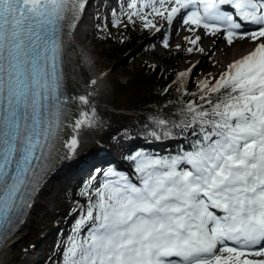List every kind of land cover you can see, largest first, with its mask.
I'll use <instances>...</instances> for the list:
<instances>
[{
	"label": "snow or ice",
	"instance_id": "obj_1",
	"mask_svg": "<svg viewBox=\"0 0 264 264\" xmlns=\"http://www.w3.org/2000/svg\"><path fill=\"white\" fill-rule=\"evenodd\" d=\"M88 3L0 0V247L56 164L75 157L79 130L94 124V110L72 111L73 101L89 105L88 96L65 91V37ZM127 7L131 24L158 32L156 18L180 19L189 33H220L230 46L248 38L252 50L200 81L181 122L151 118L163 135L179 129L188 147L164 156L136 151L126 158L131 174L96 170L104 179L84 193L61 264H264V0ZM247 24L256 27L241 31ZM185 39L195 46L201 36Z\"/></svg>",
	"mask_w": 264,
	"mask_h": 264
},
{
	"label": "rangeland",
	"instance_id": "obj_2",
	"mask_svg": "<svg viewBox=\"0 0 264 264\" xmlns=\"http://www.w3.org/2000/svg\"><path fill=\"white\" fill-rule=\"evenodd\" d=\"M122 3H118L113 1L111 7H103L99 5V0H92L90 4V8L92 11H90V14L88 16V22H89V30H91V36L95 37V42L91 44L90 48H96L98 51L101 50L100 56H97L98 58L101 57L103 61V66H101V71L106 74V82H107V91L105 95V101L110 103L109 106L105 109V117H104V123L103 120L99 126V129L97 131V136L93 135L90 137V140L87 144V147L90 146L92 143H95V139H98L101 132L106 129V115L111 112L118 109V107L115 105V99L113 96V88L117 81L125 80L129 77L127 74V70H134L135 66L138 64L143 63L144 61H151V63H158L162 62L163 56L169 55L170 53L173 54L177 51L178 47L180 46H186L187 48L193 47L194 50L190 56H185L181 59L178 65V70L180 72L187 71L194 65H200L204 61H208L210 66L207 68V70H213L214 72H223L227 65L232 63L233 61L240 59L242 56H240V53L237 55H234L230 62L224 63L223 56L222 55H211L209 53V50L211 47H213L217 43H221L223 47H226L228 50L233 49L236 43H244L241 52L245 53V51L248 50L246 55L252 50V44L250 43L248 38H245L243 40H235L233 45H228L227 41L221 38V34L217 33V35H205V32L203 29L198 30L196 33H189L185 27V31L182 36H176L175 34V28L178 27L173 21L172 24H167L160 18H156L153 22L156 23L160 27V31H153V29L150 31L151 27L144 28L143 22L137 20L135 24H131L128 22L127 17L125 13L129 12L130 9H128L127 5L129 3V0H123ZM100 8L102 10H100ZM94 11V13H93ZM147 11V10H145ZM113 18L116 19V21H122L123 23H120L119 26H114L115 22H113ZM151 19V17H149ZM86 22V25L87 23ZM127 25L125 27L124 25ZM176 25V27H175ZM106 28L109 31L110 36L112 37V40L115 43L121 44L124 39L127 36V32H130L132 30L137 29H144L145 33L148 35L147 40L145 39L142 45L143 54L139 55L138 57L134 58L131 61V57H128L127 59L113 63L111 58L108 55V51L106 46L101 40V30L103 28ZM153 31V32H152ZM140 32V31H139ZM200 35L201 40L197 42L195 46L191 45L185 37H191L195 38V35ZM176 36V37H175ZM203 39H205L203 41ZM167 41L168 47H164V42ZM196 48H203V52L196 51ZM98 55L97 53L94 54V56ZM175 59V58H174ZM130 61V62H129ZM167 70H173L174 69V63H167L162 62ZM133 134V133H132ZM113 135V133H112ZM129 135H125L129 137ZM118 139H123L122 136H119ZM175 139V138H174ZM167 141L165 139L161 140H153L151 144V148L153 152H150L148 154H154L159 155L160 153L166 152L164 150H161V148L156 147L161 146L163 149H166L168 147V143L172 142L170 140H173V137L167 138ZM158 141V142H157ZM118 144V142H117ZM117 144L115 146H110V150H115V154H120V152H117ZM86 147V148H87ZM86 148L82 150L78 156L77 160H80V158L86 153ZM116 148V149H115ZM134 146L129 147L127 149V153H123V157H128L132 154H134ZM147 153V151H144ZM105 155H109L108 151L104 150ZM117 154V155H118ZM103 160V157H95V159L89 162V165H92L93 162L101 161ZM74 164V163H72ZM72 164H69L70 166ZM88 167V165H87ZM90 167V166H89ZM109 168H106L105 170L101 168L100 170L107 171ZM121 172H126L124 168H114ZM89 169L84 170L83 175V182L87 184L86 191L89 190V185L91 184L94 187L99 186V182L102 181L101 179H93V177H96L95 175L99 174L97 171H95L93 174L88 172ZM74 172V173H73ZM72 176L78 175L79 170L73 171ZM88 172V173H87ZM127 173V172H126ZM92 176V177H91ZM91 177V178H90ZM66 181L65 186L60 182H53L52 186H50V191L48 194L44 195V197L41 198V201L43 203L42 210L36 214L35 217L31 220L29 226L24 227V229L21 231L20 236L18 237V244L13 248L9 262L8 264H55V261H59L61 264V261L63 259V252L65 249V246L69 242V238L74 235L73 228L75 227V221L78 218L79 212L78 209L74 211L73 214L69 216V218L66 221V226H64L63 231H59L57 233H54V229L58 226L48 227L52 221L53 216L52 213L54 209L57 207L58 203L67 195L69 191L73 189V186L77 183L79 184V181ZM85 191V192H86ZM84 192V193H85ZM86 198V197H85ZM85 204H83L81 207H83ZM80 207V208H81ZM52 235L54 236L52 239L51 244L47 245V236ZM37 239V243L35 245H31V242ZM51 248H55V250H52ZM51 252H53V255H51ZM44 262V263H43Z\"/></svg>",
	"mask_w": 264,
	"mask_h": 264
},
{
	"label": "trees",
	"instance_id": "obj_3",
	"mask_svg": "<svg viewBox=\"0 0 264 264\" xmlns=\"http://www.w3.org/2000/svg\"><path fill=\"white\" fill-rule=\"evenodd\" d=\"M113 22L116 24V19L113 18ZM147 36L144 29L132 30L127 32L124 41L118 44L112 40L105 27L101 30L100 35L113 63L123 61L128 57H131L132 61L143 54L142 45ZM186 49V46H180L175 53L163 56L162 62L174 63L173 70H167L162 62L151 63V61H144L136 65L134 70H127L129 77L117 81L113 88L115 105L118 109L106 115V129L99 136L100 143L95 139L94 146L91 145L87 149L88 154L97 156L101 151L107 150L109 146H115L119 136L132 135V133L138 137L152 140H166L168 137L176 139L173 144H170L167 152L157 156L175 154L182 147H188V139L179 132V129L170 126L168 134L163 135L160 128L151 119L156 117L176 123L181 122L183 117L180 114V109L184 107L186 101L198 99L200 81L217 77L221 73L207 70L210 64L208 61H204L200 65L192 66L191 71L184 78H180L178 75L180 71L177 68L179 62L183 57L192 54ZM178 85H180V91H177ZM154 132L155 136L153 135ZM156 136L160 138L157 139ZM140 151L147 150L141 146ZM122 165L127 173H132L130 161L124 160ZM86 189L87 184L81 181L74 185L73 189L58 203L52 213L54 219L48 226L50 228L59 225L54 229V233H57L58 230L63 231L69 216L86 203V196L84 195ZM53 237L52 235L46 237L47 245L51 244ZM37 241L34 239L31 245H35ZM51 249L55 250V248ZM55 264H60V262L55 261Z\"/></svg>",
	"mask_w": 264,
	"mask_h": 264
},
{
	"label": "bare ground",
	"instance_id": "obj_4",
	"mask_svg": "<svg viewBox=\"0 0 264 264\" xmlns=\"http://www.w3.org/2000/svg\"><path fill=\"white\" fill-rule=\"evenodd\" d=\"M92 0H89V3L86 7V10L82 16L81 22H78L76 25V28L72 30L70 34V44L72 48V56L73 60L71 63V68H69V75H68V86H67V95L69 96H79V95H87L90 101L89 105H83L79 101H73L72 102V111L74 115H78L79 111L86 110L89 111L90 114L92 110H94V116H92V119L94 121V124L91 128L87 126H83L79 132H78V139L80 146L77 149V152L75 154V157L69 160L60 161L56 164V166L52 169V171L49 173V176L47 177L46 181L42 185L39 192L36 193L33 202L32 207L28 210H26L27 214L23 219V223L18 227V229L15 231L14 235L2 246L0 247V264H8L10 254L13 250V248L18 244L19 240L18 237L20 236L21 231L24 229V227L29 226L31 220L33 217L38 214L42 208L43 203L41 201V198L44 197V195L48 194L50 191V186H52L53 182H60L65 186V182L68 181L67 179L69 176H72V172L79 170L80 168H86L87 163L89 161L87 160H94L91 154H88L87 149L92 146H94L95 143H92L90 146L87 147V144L90 140V137L93 135L97 136V131L99 129V126L103 120L104 123V117H105V109L107 106L110 105V103L105 101V95L107 91V82H106V74H104L101 70V66H103V61L100 56L101 50L98 51L96 48H90L91 44L95 42L96 36H91V30L88 28L90 27L88 22V16L90 14V11L92 9L90 8ZM112 2V0H110ZM117 2V0H114ZM123 0H118V3H122ZM99 5L106 7L105 3H100ZM94 13V11H93ZM86 22L87 25H86ZM174 23L178 25L177 28H175V34L176 36H182L185 31V25H183L180 21V19L174 20ZM175 25V27H176ZM175 36V37H176ZM205 39H203L204 41ZM205 42V41H204ZM244 43H236L233 49L228 50L226 47H223L221 43L215 44L213 47L210 48L209 53L211 55H222L224 63L230 62L232 57L234 55H237L240 53L241 55H246L248 52L245 51V53L241 52L243 50ZM98 54L94 56V54ZM95 80L96 83L93 84L91 81ZM67 134H72V130L69 128L66 130ZM123 139H118V144L116 146L117 152H120V154H115L114 149L110 150L109 147L107 148V151L110 155H105L104 151H101V154L104 156L103 160L93 162L91 167L88 168V172L94 173L97 169L103 168L104 170L106 168H124L122 165V162L124 160H127V157H123V153H127V149L129 147L134 146V151H140V147L142 146L145 148L147 153L153 152L151 148V142L152 139L149 138H143L138 137L136 135H130L122 136ZM99 139V138H98ZM97 139V142L99 140ZM100 143V142H99ZM87 147V148H86ZM86 148V153L78 159V156L82 150ZM115 148V149H116ZM66 151V150H65ZM135 153V152H134ZM74 163V164H72ZM69 164H72L71 166ZM89 165V163H88ZM87 172V173H88ZM74 173V172H73ZM98 180L104 179V177L99 173L95 175ZM92 177V176H91ZM90 177V178H91Z\"/></svg>",
	"mask_w": 264,
	"mask_h": 264
}]
</instances>
